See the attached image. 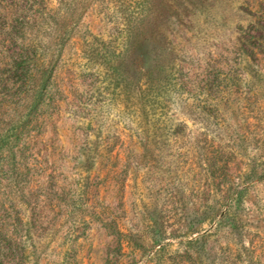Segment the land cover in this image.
I'll return each instance as SVG.
<instances>
[{"label":"rangeland","instance_id":"374dc122","mask_svg":"<svg viewBox=\"0 0 264 264\" xmlns=\"http://www.w3.org/2000/svg\"><path fill=\"white\" fill-rule=\"evenodd\" d=\"M143 1L0 0V264H264V0Z\"/></svg>","mask_w":264,"mask_h":264},{"label":"trees","instance_id":"16d2710c","mask_svg":"<svg viewBox=\"0 0 264 264\" xmlns=\"http://www.w3.org/2000/svg\"><path fill=\"white\" fill-rule=\"evenodd\" d=\"M154 2L157 3L159 7L164 9L165 3H163L161 0H144L140 4L142 11H148L150 13V9L152 8V4ZM173 11L174 8L171 4L167 7L166 12L163 11L161 13L166 14V17H162L161 19L171 18L173 15ZM147 14L148 13L146 12L143 14L142 18L139 21V25H144L143 22ZM161 19H154L150 24V29L147 28V31L145 29L146 26H143L142 32L140 33V35H142L141 39L151 44L155 51V62L154 64H152L151 68L148 69L145 76H143L142 85H140L137 89V104L140 105L143 112H145L148 108H152L153 97L155 98V101H158L161 95L170 97L171 95L169 94V92L171 88L176 87L177 85L179 89L183 88L180 87L182 83L178 82V79L174 74L177 54L173 48L168 46L166 39L163 37L162 33L158 31V27L162 23ZM113 70L117 72V76L125 78V69L123 68L122 63H118L115 67L113 66ZM176 92L178 93V91ZM177 93H175L174 95H177ZM94 160L95 158L92 157V161ZM227 205V209H222L216 213L215 217L216 219H218L219 224L226 223V220L230 219L229 210H231L232 208L231 202H228V204H225L222 208H225ZM231 221L232 222L230 223V225L235 226V220L233 219ZM201 244L202 243L200 239H192L189 241L188 246H197L194 251L196 255L200 256L201 254H203ZM159 245L160 244H157L156 246Z\"/></svg>","mask_w":264,"mask_h":264}]
</instances>
